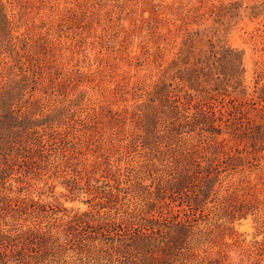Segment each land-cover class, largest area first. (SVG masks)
I'll return each instance as SVG.
<instances>
[{"label":"rangeland","instance_id":"obj_1","mask_svg":"<svg viewBox=\"0 0 264 264\" xmlns=\"http://www.w3.org/2000/svg\"><path fill=\"white\" fill-rule=\"evenodd\" d=\"M0 1L13 38L7 42L0 33V96L9 89L16 109L24 112L35 101L43 112L36 118L55 114V126L64 124L45 136L32 172L15 168L0 188L3 202L12 201L10 208L1 204L5 231L36 227L11 211L29 200L51 218L38 226L60 238L83 214L93 226L157 214L158 189L177 175L183 156L192 149L209 155L203 140L169 138L168 125L150 107L186 32L201 31L241 51L250 89L257 74L264 77V16L251 21L241 13L215 24L211 13L221 3L240 2L244 9L264 0ZM147 113L155 114V130ZM219 179L208 219L191 243L195 258L184 264H264V155L257 166ZM237 208L245 217L230 214ZM95 246H67L50 264H139Z\"/></svg>","mask_w":264,"mask_h":264},{"label":"trees","instance_id":"obj_2","mask_svg":"<svg viewBox=\"0 0 264 264\" xmlns=\"http://www.w3.org/2000/svg\"><path fill=\"white\" fill-rule=\"evenodd\" d=\"M211 13L215 24L225 18L229 22L240 18L241 13L252 21L264 16V2L244 9L240 2L221 3ZM8 26L0 1V33L11 42ZM203 38L207 40L196 50L195 43ZM163 76L154 87L152 111L168 125L169 138L185 135L203 140L201 150L208 157L200 156L198 150L187 152L177 175L158 189L162 206L146 219L131 216L93 226L83 214L62 228L60 238L38 226L51 219L43 205L29 200L25 207L17 206L11 211L24 217V222L30 219L38 223L25 230L0 228V264H50L61 250L74 251V245L80 251L88 250L96 248L97 243L120 257L129 254L139 264H184L195 258L191 243L201 232L200 222L208 219L206 205L217 198L220 176L255 167L264 155V77L257 74L250 89L245 82L241 51L224 41H213L201 31L185 33L181 49ZM13 96L9 89L0 96V188L15 168L31 173L34 158L43 156L45 136L52 137L54 128L64 125L55 126V114L36 118L43 112L35 101L21 112L12 103ZM155 114L147 113L144 118L152 122V130ZM149 131L145 128L146 134H151ZM7 201L0 197V210L2 205L10 208L7 203L12 201ZM229 212L246 215L243 208Z\"/></svg>","mask_w":264,"mask_h":264}]
</instances>
